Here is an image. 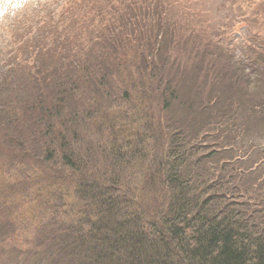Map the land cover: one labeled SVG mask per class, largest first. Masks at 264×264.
Wrapping results in <instances>:
<instances>
[{
  "label": "rangeland",
  "instance_id": "obj_1",
  "mask_svg": "<svg viewBox=\"0 0 264 264\" xmlns=\"http://www.w3.org/2000/svg\"><path fill=\"white\" fill-rule=\"evenodd\" d=\"M258 53L264 0H0V264L83 263L87 235L102 232L98 217L111 207L142 214L144 225L154 219L170 199L156 163L174 130L224 159L238 150L223 152L230 137L220 129L235 136L242 127L257 145L231 160L264 183ZM230 70L226 92L219 75ZM180 79V98L166 105L165 81ZM235 87L262 104L221 96ZM68 146L77 167L62 161Z\"/></svg>",
  "mask_w": 264,
  "mask_h": 264
},
{
  "label": "trees",
  "instance_id": "obj_2",
  "mask_svg": "<svg viewBox=\"0 0 264 264\" xmlns=\"http://www.w3.org/2000/svg\"><path fill=\"white\" fill-rule=\"evenodd\" d=\"M258 54L262 67L259 73L264 74V56ZM124 70L133 74L135 69L126 66ZM232 75L231 70L228 75H219L223 77L221 87L226 92L229 91L224 77ZM155 77L149 71L143 76L146 82ZM160 82L162 84L163 81L160 79ZM181 83V79L179 83L165 81L161 90L166 105L180 98L185 87L183 83L181 87ZM184 83L187 84V81L184 80ZM159 88L156 85L155 90ZM238 90L240 94L236 93L235 87L234 91L220 95L229 98L232 103L238 102L239 107L262 104L250 94L246 95L241 87ZM257 101L259 104L255 103ZM41 104L45 106L47 103ZM259 106L263 109L260 108L258 113L264 110V105ZM37 108V104L32 105L30 110ZM48 109L50 107L46 110L40 108L45 122L50 118L47 116ZM247 119L244 117L243 123L255 128L254 120L248 123ZM240 129L242 127H236L235 136H228L227 131L220 129L221 134L226 132V138L230 137V147L223 152L238 150L235 152L238 155L224 159L219 157L221 154L216 149L207 154L201 153L200 146L190 140L189 133L174 130L170 134L166 155L156 163V172L164 173V182L170 187L166 208L154 213L155 218L144 225L139 220L142 214L134 212L133 217H129L111 207L114 211L108 209L110 215L101 214L98 217L102 221V232L87 235L90 243L82 252L81 264H87L86 260L93 264H264V183H256L255 177H251L255 173L244 177L247 165L243 161L231 160L232 157H240L239 153L243 150L245 155L253 153L257 141L255 137L240 136ZM110 130L116 132L118 129L113 124ZM219 140L225 139L217 135L216 142ZM113 145L118 148L117 139H114ZM125 148L126 152L131 150L128 146ZM63 149L64 164L70 167L80 165L78 153L70 147ZM110 149L112 153L108 154L109 157H113L116 150L117 154L125 157L126 152ZM75 158L78 161H74ZM210 161L212 166H209ZM109 203L112 204V199ZM4 208L6 206L0 200L1 216Z\"/></svg>",
  "mask_w": 264,
  "mask_h": 264
}]
</instances>
